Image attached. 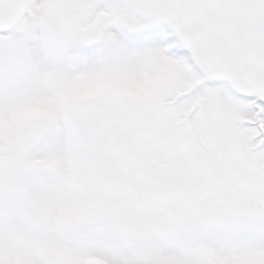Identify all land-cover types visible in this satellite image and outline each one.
<instances>
[{"label":"snow or ice","instance_id":"obj_1","mask_svg":"<svg viewBox=\"0 0 264 264\" xmlns=\"http://www.w3.org/2000/svg\"><path fill=\"white\" fill-rule=\"evenodd\" d=\"M0 264H264V0H0Z\"/></svg>","mask_w":264,"mask_h":264}]
</instances>
